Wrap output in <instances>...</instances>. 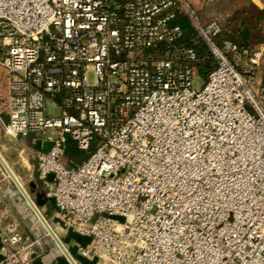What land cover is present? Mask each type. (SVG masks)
Masks as SVG:
<instances>
[{
  "label": "built area",
  "instance_id": "obj_1",
  "mask_svg": "<svg viewBox=\"0 0 264 264\" xmlns=\"http://www.w3.org/2000/svg\"><path fill=\"white\" fill-rule=\"evenodd\" d=\"M180 16L216 62L199 85ZM221 31L189 0H0L3 132L92 264H264V49ZM42 249L1 231L0 264Z\"/></svg>",
  "mask_w": 264,
  "mask_h": 264
},
{
  "label": "crops",
  "instance_id": "obj_2",
  "mask_svg": "<svg viewBox=\"0 0 264 264\" xmlns=\"http://www.w3.org/2000/svg\"><path fill=\"white\" fill-rule=\"evenodd\" d=\"M189 1L197 9L204 21L215 19L226 23L230 16L239 15L241 17L240 20H245L248 23H256L264 37V0ZM252 48L264 49V39L258 41ZM9 84V74L0 65V155L20 182L27 181L29 183L30 189L35 197L32 198L29 192L25 190L30 198L37 203L38 193L44 191V188L38 178L36 160L31 153L22 151L19 144L9 140L3 132V124L8 120ZM40 143V141L31 142L30 140H25V144L32 145L36 148H41ZM21 184L23 185L22 182ZM3 186L4 191L0 190V234L7 224L13 221L14 216L27 219V221L37 218L42 228H45L42 221L29 205L13 180L11 178L6 181L4 180ZM37 207L77 264H92L78 252L79 245L87 244L89 242V237L65 230L59 223L53 201L49 199L43 200L41 198V203H38ZM45 230L47 229L45 228ZM44 242L46 248L43 247L42 251H37L29 256L27 264H71L55 240L52 243L48 239H44L42 240V244Z\"/></svg>",
  "mask_w": 264,
  "mask_h": 264
},
{
  "label": "trees",
  "instance_id": "obj_3",
  "mask_svg": "<svg viewBox=\"0 0 264 264\" xmlns=\"http://www.w3.org/2000/svg\"><path fill=\"white\" fill-rule=\"evenodd\" d=\"M239 15L230 16L226 23L222 25V31L220 34L221 38H229L239 44H243L249 47L257 43L258 41L264 39L263 34H261L260 29L256 23L246 22L245 20H240ZM177 22L182 26L183 36L181 41L185 44L192 45L198 55L199 60L197 62V71L204 78L207 76L208 72L214 68L216 65L215 60L211 57L208 48L202 42L200 38L196 36V32L189 20L186 17L180 16ZM253 30H256V35L254 36ZM81 150L76 142L67 137L65 145V156L67 159H71L77 163L83 161L88 157L90 151Z\"/></svg>",
  "mask_w": 264,
  "mask_h": 264
},
{
  "label": "rangeland",
  "instance_id": "obj_4",
  "mask_svg": "<svg viewBox=\"0 0 264 264\" xmlns=\"http://www.w3.org/2000/svg\"><path fill=\"white\" fill-rule=\"evenodd\" d=\"M220 23L223 25V22H220ZM255 31L256 30H253L252 31L253 34H254V36L256 35V32ZM255 44H253L251 46L254 47ZM197 74H198L197 76L199 77V79L196 78V77L194 78V85H199L200 84V81L201 80H204V77L203 76H201L199 73H197ZM259 76H262V74L260 72H259ZM263 78H264V76H263ZM8 179H10V177H9L8 173L6 172L5 168L0 163V190H3L4 191L3 182H4V180L6 181ZM21 182L23 183L25 189L32 196V198H34L35 195L32 193V191L30 189V186H29V183L27 181H21ZM13 221L18 222L19 228L22 230V232L24 234L29 235V237H31L33 239L37 237V238H39L41 240L48 239L50 242H52V243L54 242V240L50 236L49 232L47 230H45V228H42V226L39 224V222L37 221V218L31 219V221L30 220L27 221V219H21L19 217L14 216ZM31 222L33 223V225H32ZM42 245H44L43 247L46 248L45 242Z\"/></svg>",
  "mask_w": 264,
  "mask_h": 264
},
{
  "label": "water",
  "instance_id": "obj_5",
  "mask_svg": "<svg viewBox=\"0 0 264 264\" xmlns=\"http://www.w3.org/2000/svg\"><path fill=\"white\" fill-rule=\"evenodd\" d=\"M48 141L47 140H43L40 143V147L43 149H47L48 148ZM0 162L3 165V167L5 168L6 172L8 173L9 177L13 180V182L15 183V185L17 186V188L21 191V193L23 194V196L25 197V199L27 200V202L29 203V205L32 207V209L35 211V213L38 215V217L40 218V220L42 221L43 225L45 226V228L47 229V231L49 232V234L53 237V239L57 242L58 246L60 247L61 251L65 254V256L68 258V260L70 261L71 264H77V262L75 261V259L73 258V256L70 254V252L68 251V249L65 247V245L62 243V241L59 239V237L57 236V234L55 233V231L53 230V228L49 225V223L46 221V219L43 217V215L41 214V212L39 211L37 204L41 203V198L43 200H47L49 199L50 201H53L52 198H46L44 195V192H39L38 193V199H37V203L34 202L29 194L27 193V191L25 190V188L23 187V185L21 184V182L19 181V179L17 178V176L13 173V171L11 170V168L7 165V163L4 161V159L1 157L0 155ZM52 177V174L49 175V178Z\"/></svg>",
  "mask_w": 264,
  "mask_h": 264
}]
</instances>
